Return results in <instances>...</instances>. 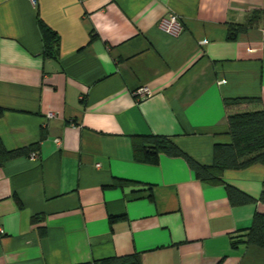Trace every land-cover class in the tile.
<instances>
[{
    "label": "crops",
    "instance_id": "1",
    "mask_svg": "<svg viewBox=\"0 0 264 264\" xmlns=\"http://www.w3.org/2000/svg\"><path fill=\"white\" fill-rule=\"evenodd\" d=\"M252 10L260 25L229 37ZM170 14L177 33L160 27ZM39 21L58 35L57 58L43 55ZM139 87L150 94L139 99ZM236 97L264 105V0H0V139L37 145L35 158L0 166V264L130 253L142 264H264V248L230 245L264 204L232 206L183 157L148 164L132 149V135H166L211 164L230 142L223 100ZM223 177L258 198L264 165Z\"/></svg>",
    "mask_w": 264,
    "mask_h": 264
},
{
    "label": "trees",
    "instance_id": "2",
    "mask_svg": "<svg viewBox=\"0 0 264 264\" xmlns=\"http://www.w3.org/2000/svg\"><path fill=\"white\" fill-rule=\"evenodd\" d=\"M261 19V10L250 11L242 23L229 25V37H235L236 34L245 32L249 28L258 27ZM39 27L44 57L57 58L58 35L41 21H39ZM223 102L230 142L215 145L211 164H202L189 156L175 144L171 137L156 134L132 135L131 143L135 160L156 164L160 154L183 157L197 180L210 185H224L232 206L257 202L264 204V188L259 197L255 198L233 186L223 177V172L227 169H244L253 164L264 165V105L259 97L227 98ZM35 150H37L36 144L9 150L0 139V166L12 158L29 155ZM115 181L116 183L128 182L123 179ZM32 220L37 221V218ZM230 245L232 248L242 245L264 248V212L256 210L247 227L240 228L230 235ZM98 264H142V262L139 253H130L102 258Z\"/></svg>",
    "mask_w": 264,
    "mask_h": 264
},
{
    "label": "built area",
    "instance_id": "3",
    "mask_svg": "<svg viewBox=\"0 0 264 264\" xmlns=\"http://www.w3.org/2000/svg\"><path fill=\"white\" fill-rule=\"evenodd\" d=\"M33 4L36 3V0H30ZM160 27L162 29H164L166 32L169 33H177L179 31V29L181 28L180 23L178 22V18L176 15L174 14H170L168 17L162 19L160 21ZM139 99L144 98L146 96H148L150 94V91L148 90L147 87H139L135 93ZM57 142H59V139H56ZM32 158L36 157V153L35 152H31L29 154ZM2 232V230H0Z\"/></svg>",
    "mask_w": 264,
    "mask_h": 264
}]
</instances>
